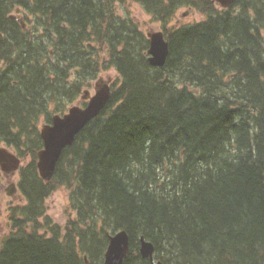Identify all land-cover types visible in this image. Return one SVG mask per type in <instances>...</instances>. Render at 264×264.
I'll return each instance as SVG.
<instances>
[{"label":"trees","instance_id":"obj_1","mask_svg":"<svg viewBox=\"0 0 264 264\" xmlns=\"http://www.w3.org/2000/svg\"><path fill=\"white\" fill-rule=\"evenodd\" d=\"M124 1L0 0V143L19 156L30 151L33 162L20 170L19 211L41 217L52 183L72 185L76 210L63 230L44 226L45 234L27 231L33 218L24 217L2 240L0 264H104L109 234L121 229L130 239L122 264H150L140 236L161 264H264V0L226 9L132 0L164 25L181 7L204 12L164 32L162 66L150 64L136 21L116 10ZM16 7L38 33L9 17ZM91 41L104 45V57ZM99 61L117 71V86L45 182L34 164L38 115L50 116L49 101L62 111L60 99L80 88L68 72L87 81Z\"/></svg>","mask_w":264,"mask_h":264},{"label":"rangeland","instance_id":"obj_2","mask_svg":"<svg viewBox=\"0 0 264 264\" xmlns=\"http://www.w3.org/2000/svg\"><path fill=\"white\" fill-rule=\"evenodd\" d=\"M215 5V8H220L216 3L212 2ZM116 10L118 11L119 15L121 16H130L132 17L136 23L138 24L140 30L146 35L147 32L161 30L163 32H166L170 28H178L180 26H189L194 23H197L205 18L204 12L201 11L202 9H192L187 6L181 7L176 12L173 19L166 25H164L161 21H156L152 16L146 14V12L142 9V7L132 0H125L123 3L116 5ZM235 9H233L234 11ZM14 11L11 12L12 15H14ZM23 12L21 10L19 11V14L16 16L17 19H23L25 21V30L31 31L33 27H35V33H38L37 27L35 24V21L33 22L30 20L29 15L26 19L23 18ZM262 36H264V29H262ZM32 34V33H28ZM47 38L45 36H40V42L43 40V46L46 50H50V58H54V55L51 53V46L46 40ZM89 46L91 49H94L96 53L102 58L105 56V48L104 45H101L100 43H95L94 41H91L89 43ZM105 60L104 58L101 59V61ZM45 61V60H44ZM100 62V61H99ZM2 66V62L0 61V67ZM88 80L79 81L77 75H76V69L72 68L68 72L67 81L70 86H73L75 83L80 84L79 90L77 91V95L73 97L72 99L64 97L60 99L59 106L62 109V111L68 109L72 104H77L78 101H80V96L83 94V91L86 89L87 86H91L89 88L90 94L92 95L94 93L93 85L96 81L102 80L106 82H111L110 85H116L117 79H118V73L117 71L112 68H103V63L100 62L99 70L93 75H87ZM73 88V87H71ZM53 101H49L47 106V112L52 116L54 115V111L56 110L55 104H53ZM45 114H39L38 121H37V127L38 130L42 123L45 122L46 118L44 117ZM3 144H0L2 146ZM30 157L26 154L23 155L21 159V168L19 171L25 167L30 166ZM20 174V173H19ZM71 179V177H67ZM10 181L17 182L18 178V172H16L12 178H9ZM18 184V182H17ZM31 184V180H29V183ZM8 187V183L6 178L3 177V175H0V245L2 240L12 234L15 233L16 226L21 222V220L25 217L29 221L33 218V215L28 212V216L26 214L20 213V208L22 205L26 203V199L24 195L21 196V194L18 192V190L15 192L16 196H10L5 191V187ZM72 185L67 183H52V189H49L47 194L42 198L40 203V209L39 212L41 213V217L33 218L31 220V223H28L27 231L34 230L39 233H47V229L44 228V226L52 227V226H59L61 230L65 228L67 223L70 220L76 219V210L72 207L71 204V191ZM20 214H19V213ZM28 217V218H27ZM35 223V224H34ZM26 225V224H24ZM88 263V260H87Z\"/></svg>","mask_w":264,"mask_h":264},{"label":"water","instance_id":"obj_3","mask_svg":"<svg viewBox=\"0 0 264 264\" xmlns=\"http://www.w3.org/2000/svg\"><path fill=\"white\" fill-rule=\"evenodd\" d=\"M222 7L229 6L234 0H213ZM19 9H16L18 11ZM150 39L148 54L149 62L153 66H162L168 54V41L160 30L147 32ZM109 81V80H108ZM85 94H88L85 91ZM87 96V95H86ZM84 96L83 98H86ZM111 97V91L107 82L101 79L95 84V93L89 97L85 107L71 106L62 116L56 114L52 117L51 124H44L40 129L43 147L38 151L37 167L39 175L44 180H49L54 171L61 150L70 145L75 135L93 118H95ZM19 158L0 147V169L5 173H11L19 167ZM10 195L15 191L13 183L7 190ZM129 250V235L124 230H118L108 238V244L104 252V264H122ZM153 243L140 237L139 252L142 257L152 261ZM157 264H160L159 262Z\"/></svg>","mask_w":264,"mask_h":264},{"label":"flooded vegetation","instance_id":"obj_4","mask_svg":"<svg viewBox=\"0 0 264 264\" xmlns=\"http://www.w3.org/2000/svg\"><path fill=\"white\" fill-rule=\"evenodd\" d=\"M221 8V7H220ZM84 103V102H83ZM46 122H49V120L48 121H46ZM39 137H40V134H39ZM1 144H3V143H1ZM8 150H10L11 152H13V153H15L16 154V156L19 158V161H20V166H19V168H17L16 170H14V171H12L11 173H1L0 172V175H3V177L4 178H6V180H7V183H8V185L11 183V182H13L14 183V181H10V179L9 178H12L13 177V175L16 173V172H18V178H20V171H19V169L21 168V159H22V157L23 156H19L18 155V153L16 152V151H14V149L12 148V147H9V146H6L5 144H3ZM39 150V149H38ZM38 150H37V152H38ZM37 152H36V155H37ZM26 155H28L29 157H30V163H33V162H31V154H30V151L29 152H26ZM36 162L37 161H35L34 162V164H36ZM3 187H5L4 185H2ZM7 190V187H5V191ZM6 192H8V191H6ZM16 192V191H15ZM12 193L10 196H16V195H19V194H16V193ZM22 196V195H21Z\"/></svg>","mask_w":264,"mask_h":264},{"label":"bare ground","instance_id":"obj_5","mask_svg":"<svg viewBox=\"0 0 264 264\" xmlns=\"http://www.w3.org/2000/svg\"><path fill=\"white\" fill-rule=\"evenodd\" d=\"M97 5H98V4H97ZM96 22H97V21H96ZM20 26H21V25H20ZM62 175H63V174H62ZM64 175H65V174H64ZM60 176H61V175H60ZM63 177H64V176H63ZM63 177H62V178H63ZM62 178H61V179H62ZM64 179H65V178H64ZM64 179H63V180H64ZM63 180H61V181H63ZM59 181H60V178H59Z\"/></svg>","mask_w":264,"mask_h":264}]
</instances>
